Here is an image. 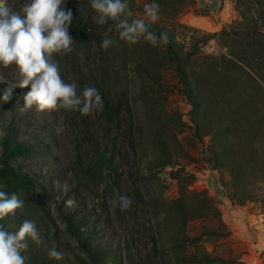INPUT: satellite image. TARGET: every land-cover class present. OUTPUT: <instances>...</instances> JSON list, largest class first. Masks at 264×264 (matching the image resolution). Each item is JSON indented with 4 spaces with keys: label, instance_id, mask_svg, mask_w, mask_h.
I'll return each instance as SVG.
<instances>
[{
    "label": "rangeland",
    "instance_id": "1",
    "mask_svg": "<svg viewBox=\"0 0 264 264\" xmlns=\"http://www.w3.org/2000/svg\"><path fill=\"white\" fill-rule=\"evenodd\" d=\"M26 2L8 0L14 11ZM150 2L128 0L129 19L167 44L120 39L114 22L94 23L91 0L61 5L87 36L69 32L72 51L52 59L78 94L102 96L88 115L23 107L30 87L0 65V140L9 132L26 147L13 166L34 180L0 224L35 222L42 242L29 238L26 264H264V0H156L155 23Z\"/></svg>",
    "mask_w": 264,
    "mask_h": 264
},
{
    "label": "clouds",
    "instance_id": "2",
    "mask_svg": "<svg viewBox=\"0 0 264 264\" xmlns=\"http://www.w3.org/2000/svg\"><path fill=\"white\" fill-rule=\"evenodd\" d=\"M64 2L28 0L20 5V11H14L8 0H0V65L7 68L14 64L18 70L19 87H30L23 107L35 105L41 111L63 108L88 115L94 107L102 109V96L92 86L85 87L78 94L77 83H66L52 59L53 54L70 53L74 44L69 35L73 14L61 7ZM91 9L96 13L94 23L114 22L120 39L129 43L135 44L141 37L153 45L169 42L167 33L157 37L151 32L145 19H129L133 12L128 0H91ZM159 14L160 6L156 0L144 4V15L150 22L155 23ZM111 31L109 28L104 33L101 45L104 49L114 43L108 36ZM131 203L130 197H119L122 210H127ZM23 206L24 200L17 194L9 195L0 190V221L14 215ZM29 238L37 244L42 242L34 221L24 220L15 232L0 224V264H26L27 257L22 253L29 248ZM49 256L57 260L63 258L62 253L54 248L49 250Z\"/></svg>",
    "mask_w": 264,
    "mask_h": 264
},
{
    "label": "trees",
    "instance_id": "3",
    "mask_svg": "<svg viewBox=\"0 0 264 264\" xmlns=\"http://www.w3.org/2000/svg\"><path fill=\"white\" fill-rule=\"evenodd\" d=\"M68 11V8H65ZM71 11V10H70ZM72 12V11H71ZM72 22L69 26V32L79 40H83L87 36L86 25L82 20L72 12ZM107 106V105H106ZM27 149L24 145L17 143L8 132L0 140V176L7 178L9 185L5 190L9 195L15 193L20 187H30L34 180L18 172L13 162L19 157L26 155ZM85 174L90 177H95L98 173L97 170L88 165L85 170ZM64 222L70 234L75 237L82 245L85 246V241L80 237L79 228L75 224L71 216L64 218Z\"/></svg>",
    "mask_w": 264,
    "mask_h": 264
}]
</instances>
